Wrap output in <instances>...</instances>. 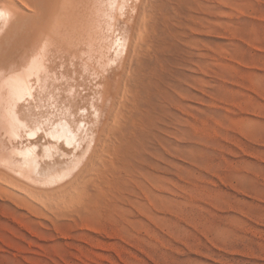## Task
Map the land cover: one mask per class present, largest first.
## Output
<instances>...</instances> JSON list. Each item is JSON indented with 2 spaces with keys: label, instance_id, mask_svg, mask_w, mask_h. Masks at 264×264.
Wrapping results in <instances>:
<instances>
[{
  "label": "rangeland",
  "instance_id": "rangeland-1",
  "mask_svg": "<svg viewBox=\"0 0 264 264\" xmlns=\"http://www.w3.org/2000/svg\"><path fill=\"white\" fill-rule=\"evenodd\" d=\"M143 11L88 203L0 186V264H264V0Z\"/></svg>",
  "mask_w": 264,
  "mask_h": 264
},
{
  "label": "bare ground",
  "instance_id": "bare-ground-1",
  "mask_svg": "<svg viewBox=\"0 0 264 264\" xmlns=\"http://www.w3.org/2000/svg\"><path fill=\"white\" fill-rule=\"evenodd\" d=\"M144 2L0 0L1 187L88 203Z\"/></svg>",
  "mask_w": 264,
  "mask_h": 264
}]
</instances>
